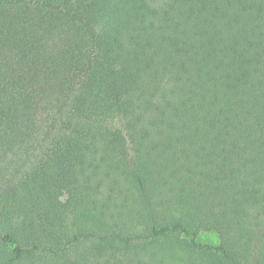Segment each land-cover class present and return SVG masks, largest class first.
<instances>
[{
	"label": "trees",
	"instance_id": "16d2710c",
	"mask_svg": "<svg viewBox=\"0 0 264 264\" xmlns=\"http://www.w3.org/2000/svg\"><path fill=\"white\" fill-rule=\"evenodd\" d=\"M0 264H264V0H0Z\"/></svg>",
	"mask_w": 264,
	"mask_h": 264
},
{
	"label": "rangeland",
	"instance_id": "374dc122",
	"mask_svg": "<svg viewBox=\"0 0 264 264\" xmlns=\"http://www.w3.org/2000/svg\"><path fill=\"white\" fill-rule=\"evenodd\" d=\"M53 196L65 201L68 197V191L64 187H57L53 190ZM199 240L206 243L219 244L223 240V234L216 230H202L199 233Z\"/></svg>",
	"mask_w": 264,
	"mask_h": 264
}]
</instances>
